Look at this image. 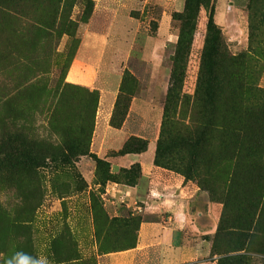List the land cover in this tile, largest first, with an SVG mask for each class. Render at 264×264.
Wrapping results in <instances>:
<instances>
[{
  "label": "rangeland",
  "instance_id": "obj_1",
  "mask_svg": "<svg viewBox=\"0 0 264 264\" xmlns=\"http://www.w3.org/2000/svg\"><path fill=\"white\" fill-rule=\"evenodd\" d=\"M166 1V16L157 8L133 14L137 29L124 23L113 31L118 45L104 46L106 53L120 54L113 64L122 73L111 126H121L135 95L159 106L162 120L177 58L179 93L189 99L181 103L183 121L191 116L210 126L240 123L246 145L257 143L255 158L264 169V0ZM219 2L225 4L222 24L215 20ZM93 8L94 0H0V264L156 262L153 253L132 252L139 221L151 218L140 202L131 204L126 197L138 168L112 172L111 162L92 151L98 92L69 80L89 21L106 35V16L92 19ZM207 76L215 79L207 82ZM140 133L154 138L156 127L143 126ZM203 138L211 144L215 132ZM93 156L109 164L97 166ZM208 160L204 155V163ZM246 160L244 152V172ZM210 170L187 171L186 180L170 170L194 192L184 248L165 253L177 260L161 264L216 263L211 250L222 210L217 200L222 169L216 171L218 180ZM201 173L207 174L203 181ZM255 249L253 264H264V253ZM182 252L190 253L189 259L179 260Z\"/></svg>",
  "mask_w": 264,
  "mask_h": 264
},
{
  "label": "crops",
  "instance_id": "obj_2",
  "mask_svg": "<svg viewBox=\"0 0 264 264\" xmlns=\"http://www.w3.org/2000/svg\"><path fill=\"white\" fill-rule=\"evenodd\" d=\"M166 4V0H94L92 19L100 15L106 16L108 22L101 23L103 28L101 29L106 35L93 29L92 24L96 23L89 21L74 57L69 77L71 82L84 84L90 90L98 92L92 151L98 157H105L111 162L112 172L118 171L121 167L129 168L134 163L140 164V174L136 183L126 188V197L131 204L135 201L140 202L144 213L151 218L141 222L138 242L132 252L144 256L153 253L154 257L156 256L154 264H161L166 259L177 260L173 257L165 258L164 254L184 248L188 198L193 195L194 190L181 175L153 163L161 115L160 107L154 105L150 99L132 96L121 126L119 128L111 126L110 120L120 92L122 73L116 69L117 65L113 64L120 60V54L106 53L104 46L118 45V41L112 37L113 31L124 29V23L127 22L133 31L137 29L138 19L133 17V14L142 15L150 12V9L157 8L166 16ZM224 5V2L216 5L215 20L219 24L226 22ZM126 13L129 15L127 18L123 17ZM218 13L221 15L218 16ZM131 44H136L134 38ZM151 125L156 127L157 134L155 133L154 138H146L140 133V128ZM130 136L146 139L147 149L141 153L111 155V152L121 149ZM189 254L182 252L179 260L189 259Z\"/></svg>",
  "mask_w": 264,
  "mask_h": 264
},
{
  "label": "trees",
  "instance_id": "obj_3",
  "mask_svg": "<svg viewBox=\"0 0 264 264\" xmlns=\"http://www.w3.org/2000/svg\"><path fill=\"white\" fill-rule=\"evenodd\" d=\"M181 65L175 58L153 163L183 174L185 180L189 178L187 171L194 169H212L209 176H215V180L216 171L222 169L217 174L220 176L217 200L222 204V210L211 251L217 256L216 264H253L251 254H256L255 246L264 253V169L259 167L255 158L257 143L251 141L246 145L244 129L240 123L227 127L224 122L219 121L210 126L208 120L197 124L191 116L190 123L183 121L186 114L181 112L180 107L187 97L179 93L178 70ZM214 79V76H207L205 81L210 82ZM205 89L210 91L209 84ZM127 110L128 106L122 112L120 125ZM212 131L216 135L214 142L205 144L203 135ZM147 143L144 138L130 136L117 154L144 152ZM244 152L247 154L245 162L247 172L242 171L241 167ZM204 155L209 159L207 163H204ZM93 157L97 166L109 164L104 159ZM135 166L138 168L136 174L138 178L141 169L139 163H134L129 168ZM201 175L200 181H203L207 174ZM244 180L249 182V186L243 182ZM141 222L142 220L139 221V226ZM72 261L77 262L78 258H72ZM78 264L92 263L85 259Z\"/></svg>",
  "mask_w": 264,
  "mask_h": 264
},
{
  "label": "built area",
  "instance_id": "obj_4",
  "mask_svg": "<svg viewBox=\"0 0 264 264\" xmlns=\"http://www.w3.org/2000/svg\"><path fill=\"white\" fill-rule=\"evenodd\" d=\"M137 207H138L139 209H141V206H140V205H137Z\"/></svg>",
  "mask_w": 264,
  "mask_h": 264
}]
</instances>
